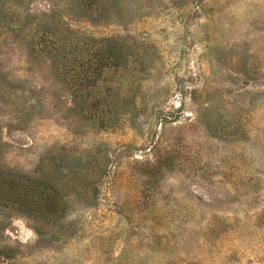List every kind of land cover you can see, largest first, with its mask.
Listing matches in <instances>:
<instances>
[{
  "label": "rangeland",
  "instance_id": "obj_1",
  "mask_svg": "<svg viewBox=\"0 0 264 264\" xmlns=\"http://www.w3.org/2000/svg\"><path fill=\"white\" fill-rule=\"evenodd\" d=\"M0 264H264V0H0Z\"/></svg>",
  "mask_w": 264,
  "mask_h": 264
}]
</instances>
